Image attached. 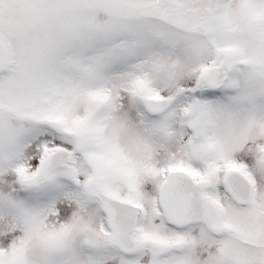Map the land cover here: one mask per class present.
<instances>
[{
  "label": "snow or ice",
  "instance_id": "snow-or-ice-1",
  "mask_svg": "<svg viewBox=\"0 0 264 264\" xmlns=\"http://www.w3.org/2000/svg\"><path fill=\"white\" fill-rule=\"evenodd\" d=\"M0 264H264V0H0Z\"/></svg>",
  "mask_w": 264,
  "mask_h": 264
}]
</instances>
